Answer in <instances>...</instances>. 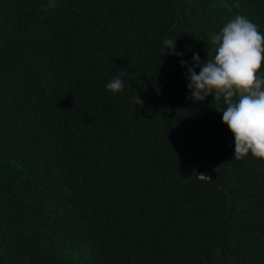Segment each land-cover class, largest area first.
Returning a JSON list of instances; mask_svg holds the SVG:
<instances>
[{"label": "trees", "instance_id": "16d2710c", "mask_svg": "<svg viewBox=\"0 0 264 264\" xmlns=\"http://www.w3.org/2000/svg\"><path fill=\"white\" fill-rule=\"evenodd\" d=\"M0 264H264V0H0Z\"/></svg>", "mask_w": 264, "mask_h": 264}, {"label": "rangeland", "instance_id": "374dc122", "mask_svg": "<svg viewBox=\"0 0 264 264\" xmlns=\"http://www.w3.org/2000/svg\"><path fill=\"white\" fill-rule=\"evenodd\" d=\"M203 178H207L206 176H203Z\"/></svg>", "mask_w": 264, "mask_h": 264}]
</instances>
